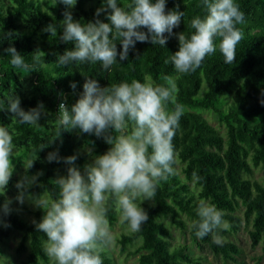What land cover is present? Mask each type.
Wrapping results in <instances>:
<instances>
[{
  "label": "trees",
  "instance_id": "trees-1",
  "mask_svg": "<svg viewBox=\"0 0 264 264\" xmlns=\"http://www.w3.org/2000/svg\"><path fill=\"white\" fill-rule=\"evenodd\" d=\"M53 2L0 0V126L14 133L13 141L20 161V157L34 154L38 157L33 167L25 170L26 174L37 175V182L28 188L27 194L45 192L49 198H59V186L54 182L68 174L71 165L65 162V158L76 156L74 166L84 174L85 166L92 163L82 149L84 146L94 147L98 155L112 147L103 136L83 133L79 129L61 130L59 137L49 143L57 131L59 105L64 103L70 111L83 93L86 79H95L101 87H109L133 79L163 84L162 78L169 76L177 85V101L184 106L173 141L176 163L183 162L185 177L196 183L198 191L195 192L175 169V175L159 185L154 201L141 202L148 220L140 231L121 234L118 238L121 250L125 251L130 244L139 241L136 251L140 254L133 264H204L192 256L185 245L172 247V231L166 221L168 218L171 224L185 229L188 224L182 212L190 214L193 222L198 220L197 206L203 199L222 210L224 220L230 224L227 230H215L214 234L224 241L222 245L213 243V234L199 239L214 252L226 258L235 257L234 253L240 252L235 242L224 237L238 230L243 219L252 225L253 243H264V181L251 178L254 167H264V0H235L244 13V23L237 25L243 31L244 39L236 47L235 62L226 64L217 50L206 56L202 65L190 74L177 73L171 62L166 64L165 60L179 50V34L187 36L194 31L191 19L206 14L201 0H166V12H184L180 25L173 28L172 34L165 33L168 37L166 44L160 46L152 45L150 41H137L129 49L127 59L120 60L117 56L118 62L110 71L99 63L58 65L59 56L75 48L74 42L60 39L64 13L70 12L73 20L82 24L97 19L110 23L107 12L96 15L97 9L105 6V0H77L74 7L59 2L53 6ZM130 2L118 0V5ZM49 24L57 28L55 37L44 31ZM116 44L119 52L122 46L119 41ZM10 46L15 47L29 64L39 51V65L27 73L13 69L9 63L11 56L6 51ZM73 83L75 89L71 87ZM9 95L20 98V107L24 111L43 104L39 126L16 121L18 118L8 107ZM202 109L217 113L226 126V136L210 123ZM250 120L255 122L251 124ZM108 134L115 135L111 129ZM41 144L47 146L39 149ZM49 152H56L59 161L49 162L46 159ZM17 182L18 179L11 176L5 192L0 194V220L8 224L0 228V264H12L2 258V243L9 236L11 227L22 233L17 249L27 252L23 264H50L43 251L47 236L36 229L44 211L40 208L30 210L31 219L13 206L12 200L20 191ZM8 200H11L10 211L4 214L2 206ZM241 205L245 206L244 217L235 213ZM118 216L114 209H110L109 222L113 223ZM191 225V232L195 235ZM102 259L104 264H112L106 251L102 253Z\"/></svg>",
  "mask_w": 264,
  "mask_h": 264
},
{
  "label": "clouds",
  "instance_id": "clouds-1",
  "mask_svg": "<svg viewBox=\"0 0 264 264\" xmlns=\"http://www.w3.org/2000/svg\"><path fill=\"white\" fill-rule=\"evenodd\" d=\"M74 7L77 0H54ZM206 14L191 19L190 35L180 33L179 50L165 63L171 62L179 74L194 73L206 56L217 50L226 64H233L236 47L244 39L243 31L237 25L244 23V13L235 0H201ZM111 11H108V10ZM166 0H131L124 6L118 0H105V6L96 11L107 12L110 23L97 19L82 24L74 21L70 12L64 13L63 33L60 39L74 42L75 48L66 50L58 58V65H102L110 71L120 60L128 57L129 49L137 41H150L152 45L164 46L173 28L178 27L184 12L165 11ZM146 29L147 31H143ZM44 31L57 35L54 24ZM122 48L118 52L116 42ZM6 51L10 54L9 63L13 69L26 73L34 70L41 57L35 52L33 63L25 62L15 47ZM165 83L151 81L111 84L101 87L95 79H86L83 93L69 111L64 103L59 105L56 134L49 143L59 137L61 130L79 129L83 133L103 136L112 145L109 150L94 158L85 166L84 174L74 166L76 156L65 158L71 165L67 176L59 177L54 183L59 186V198H49L46 193L27 194V190L37 182V176L25 175L17 182L20 190L16 200L21 204L27 194L33 205L44 211L36 229L46 234L43 251L50 264H104L102 253L114 244L108 213L114 209L120 222L126 223L135 233L148 220L147 212L140 206L145 200H155L161 182L175 175L176 151L173 143L184 106L177 101V85L169 76L162 78ZM75 89L76 85H71ZM2 106V102H0ZM9 110L15 114L20 124L39 126L43 104L24 111L18 96H8ZM109 129L115 135L108 134ZM14 133L0 126V194L13 174L12 159L17 146ZM47 145L41 144L39 149ZM36 154L23 159L27 171L34 165ZM49 162L59 161L56 152H49ZM11 200L3 204V212L10 211ZM198 220L191 227L198 239L212 235L213 243L222 245L223 239L214 234L215 230H227L230 224L224 220V212L213 204L200 200L197 206ZM5 227L7 223L0 220Z\"/></svg>",
  "mask_w": 264,
  "mask_h": 264
},
{
  "label": "rangeland",
  "instance_id": "rangeland-1",
  "mask_svg": "<svg viewBox=\"0 0 264 264\" xmlns=\"http://www.w3.org/2000/svg\"><path fill=\"white\" fill-rule=\"evenodd\" d=\"M201 112L207 117L211 124L215 125L220 132L226 136V126L219 120L216 112L210 109H202ZM255 120H250V123L253 124ZM83 151L87 154L89 159L93 162L94 158L98 156L95 152L94 147L92 146H84ZM16 156L13 157L12 163L14 165V170L12 177L21 180L25 175L32 177L37 176L36 174H26L23 159L19 160ZM183 162L177 161L175 165L176 171L180 174L184 181H187L191 188L194 189L195 192L198 191V186L193 180H188L184 172L182 170ZM252 179H258L260 181H264V167L257 166L254 167V173L251 176ZM209 202L206 199H203ZM13 206L22 214L28 216L32 219V212L37 207L33 205V203L27 199V196L24 202L21 204L19 201L14 198L12 200ZM210 203V202H209ZM211 204V203H210ZM244 209L245 206L241 205L237 208L235 213L244 217ZM182 217L187 221L188 226L185 229L177 227L170 223V220L166 218V221L169 223V226L172 231V247H180L181 245H185L190 254L197 259L201 260L204 264H264V243L263 241L254 244L250 230L252 229V225L246 223L243 219V222L238 230H234L229 233L226 237L227 240L235 242L240 247L239 253H234L235 257H225L221 253H216L213 251L211 247H209L206 243L200 241L192 232L190 225L193 223V219L191 215L182 212ZM228 222V221H227ZM229 223V222H228ZM111 230L114 236V244L110 249L105 250L112 258V264H133L137 261V258L140 252H137V246L139 245V241L132 243L129 245L128 249L125 251L121 250L120 244L118 242V238L121 236L123 232L130 231L128 225L126 223H121L119 216L118 219L113 223H110ZM4 227L3 223H0V228ZM22 233L17 228H9V236L2 243V248L4 249V253L2 254V258L10 261L12 264H23V260L26 258V251H18L17 247L21 240ZM194 264V263H189Z\"/></svg>",
  "mask_w": 264,
  "mask_h": 264
}]
</instances>
